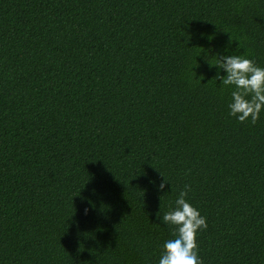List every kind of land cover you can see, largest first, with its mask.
Masks as SVG:
<instances>
[{
    "label": "trees",
    "instance_id": "trees-1",
    "mask_svg": "<svg viewBox=\"0 0 264 264\" xmlns=\"http://www.w3.org/2000/svg\"><path fill=\"white\" fill-rule=\"evenodd\" d=\"M225 49L264 66V0H0V264H156L185 184L203 264H264V112L228 115Z\"/></svg>",
    "mask_w": 264,
    "mask_h": 264
},
{
    "label": "clouds",
    "instance_id": "clouds-1",
    "mask_svg": "<svg viewBox=\"0 0 264 264\" xmlns=\"http://www.w3.org/2000/svg\"><path fill=\"white\" fill-rule=\"evenodd\" d=\"M210 66L216 68L219 85L230 86L228 115L240 122L255 123L264 112V66L236 51L228 54L227 49L223 55L217 52L216 61ZM167 181L163 176L158 184L162 194L168 192L165 190ZM188 191L190 185L185 184L168 210L158 215L169 225L171 238L163 242L156 264H203L197 236L207 228V221L200 209L187 198Z\"/></svg>",
    "mask_w": 264,
    "mask_h": 264
}]
</instances>
